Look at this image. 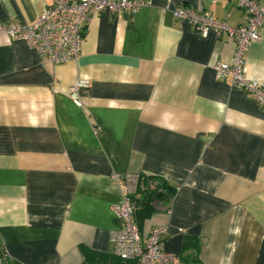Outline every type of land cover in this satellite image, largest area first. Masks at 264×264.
Instances as JSON below:
<instances>
[{"label": "crops", "instance_id": "1", "mask_svg": "<svg viewBox=\"0 0 264 264\" xmlns=\"http://www.w3.org/2000/svg\"><path fill=\"white\" fill-rule=\"evenodd\" d=\"M51 2L0 0V22H31ZM178 5L246 20L237 0H142L89 14L78 59L43 66L0 32V264L113 254L111 205L125 192L114 174L173 188L141 238L164 225V250L188 264H264V109L215 76L233 42L198 34ZM246 64L264 83V28Z\"/></svg>", "mask_w": 264, "mask_h": 264}, {"label": "built area", "instance_id": "2", "mask_svg": "<svg viewBox=\"0 0 264 264\" xmlns=\"http://www.w3.org/2000/svg\"><path fill=\"white\" fill-rule=\"evenodd\" d=\"M142 4V0H52L31 22H0V32L10 38L25 42L37 55L40 65L75 61L80 55L85 23L89 14L108 11L118 14L122 11L133 13ZM237 5L245 12V23L230 26L223 19L214 17L207 10H198L185 5L172 9L176 18L189 22L200 35L209 32L225 34L233 42V53L229 61H217L213 64L215 76L219 79L227 76L232 86L251 94L258 105L264 109V83L248 75L246 53L252 42L260 37L264 28V4L257 0H237ZM85 85V81L81 82ZM79 83L70 86L71 94ZM77 105V98H72ZM97 128H94V132ZM137 175L114 174L113 181L123 184L125 192L121 199L111 205V210L119 221V228L110 233L112 253L117 258L135 261L136 264H188L179 256L164 250L162 235L166 226L159 225L150 229L141 238L134 218L135 204L132 196L136 192Z\"/></svg>", "mask_w": 264, "mask_h": 264}, {"label": "trees", "instance_id": "3", "mask_svg": "<svg viewBox=\"0 0 264 264\" xmlns=\"http://www.w3.org/2000/svg\"><path fill=\"white\" fill-rule=\"evenodd\" d=\"M173 188L158 176L146 175L142 178L140 188L136 187V192L132 196L135 204L134 218L138 226L152 212L170 201ZM186 245V243H185ZM196 246V244H193ZM182 259V258H181ZM84 264H136L135 261H126L117 258L113 254L101 253L93 254Z\"/></svg>", "mask_w": 264, "mask_h": 264}]
</instances>
